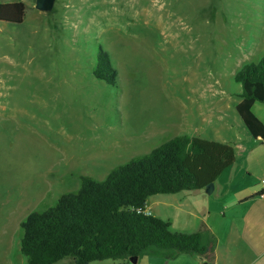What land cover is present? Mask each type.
<instances>
[{
    "label": "rangeland",
    "instance_id": "rangeland-1",
    "mask_svg": "<svg viewBox=\"0 0 264 264\" xmlns=\"http://www.w3.org/2000/svg\"><path fill=\"white\" fill-rule=\"evenodd\" d=\"M18 1L24 22L0 21V264H28L22 222L77 192L82 177L104 181L178 136L213 140L209 123L151 137L185 123L190 94L208 100L213 118L221 103L242 135L235 75L264 58V0H56L49 12L36 0L0 4ZM100 55L117 72L114 85L94 74ZM162 211L173 231H191L183 210Z\"/></svg>",
    "mask_w": 264,
    "mask_h": 264
},
{
    "label": "trees",
    "instance_id": "trees-1",
    "mask_svg": "<svg viewBox=\"0 0 264 264\" xmlns=\"http://www.w3.org/2000/svg\"><path fill=\"white\" fill-rule=\"evenodd\" d=\"M26 10L22 1L0 4V21L22 24ZM96 66V78L114 85L117 72L109 58L100 55ZM235 81L243 89L237 112L251 136L264 140V124L253 113L255 103L264 104V58L245 65ZM235 161L231 144L197 136L170 139L113 170L104 181L82 177L77 192L32 212L21 224V253L28 264H56L68 257L74 264L136 257L168 262L181 255L214 264L218 240L209 228L173 231L171 222L144 211L152 196L206 189Z\"/></svg>",
    "mask_w": 264,
    "mask_h": 264
},
{
    "label": "crops",
    "instance_id": "crops-1",
    "mask_svg": "<svg viewBox=\"0 0 264 264\" xmlns=\"http://www.w3.org/2000/svg\"><path fill=\"white\" fill-rule=\"evenodd\" d=\"M200 97L201 95L196 94L193 97L191 94L188 96L186 101L188 114L183 125L177 126L174 122L159 125L155 127L151 137L164 136L171 131L174 133L179 127H182V131L199 132L205 129V123L215 124L211 128L214 133L213 140L231 144L236 152V161L214 183L212 195L206 194L205 189L168 194L169 196L155 195L149 199L146 210L151 216L164 219L171 224L173 219L169 217L168 212L166 215L162 211V207L183 210L194 221L191 231L187 233L198 232L204 226L209 228L218 240L214 264H264V140L254 139L241 118L236 120L241 121L243 136L236 133L233 123L223 120L221 103H215L219 109V116L213 118L207 112V109H211L206 104L208 100H202ZM239 102L240 98L235 103V109ZM253 113L264 124V104L255 103ZM197 118L201 120L197 122ZM180 132L181 130L179 134ZM223 132H229L233 137L228 140L223 137ZM145 138L150 139L149 136ZM204 262L196 255H181L178 259L168 262L162 258L145 257L138 260L137 264ZM123 264L131 263L124 261Z\"/></svg>",
    "mask_w": 264,
    "mask_h": 264
},
{
    "label": "water",
    "instance_id": "water-1",
    "mask_svg": "<svg viewBox=\"0 0 264 264\" xmlns=\"http://www.w3.org/2000/svg\"><path fill=\"white\" fill-rule=\"evenodd\" d=\"M56 0H36L35 7L41 12H49L54 8ZM206 194L212 195L214 192V183L209 184L205 189ZM138 258H131L130 263L131 264H137ZM203 264H208L207 262H204Z\"/></svg>",
    "mask_w": 264,
    "mask_h": 264
},
{
    "label": "built area",
    "instance_id": "built-area-1",
    "mask_svg": "<svg viewBox=\"0 0 264 264\" xmlns=\"http://www.w3.org/2000/svg\"><path fill=\"white\" fill-rule=\"evenodd\" d=\"M146 208H147V207H146ZM144 213H145L146 215L151 216L150 212H148L146 209H145Z\"/></svg>",
    "mask_w": 264,
    "mask_h": 264
}]
</instances>
